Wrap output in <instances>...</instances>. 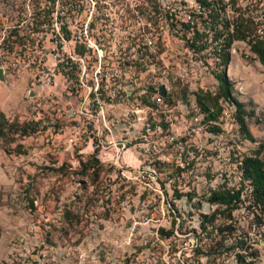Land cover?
<instances>
[{"label": "rangeland", "instance_id": "obj_1", "mask_svg": "<svg viewBox=\"0 0 264 264\" xmlns=\"http://www.w3.org/2000/svg\"><path fill=\"white\" fill-rule=\"evenodd\" d=\"M205 1L264 38V0ZM68 2L57 29L55 0H0V264H264V208L238 169L264 152V70L246 42L225 74L252 141L219 96L213 43H185L199 0ZM214 98L211 119L197 103L212 113Z\"/></svg>", "mask_w": 264, "mask_h": 264}, {"label": "trees", "instance_id": "obj_2", "mask_svg": "<svg viewBox=\"0 0 264 264\" xmlns=\"http://www.w3.org/2000/svg\"><path fill=\"white\" fill-rule=\"evenodd\" d=\"M199 4L202 5L203 9L207 11V18L204 22L203 29L197 30L195 28L194 22H181V26L187 31H190L191 34L188 37H185V43L194 52L202 51L210 43L212 45V50L215 57L218 59L216 65H219L220 68L212 71V75L217 81V89L219 96L225 100L230 101L234 107V119L238 125L239 132L247 140L252 141V137L246 129L244 123V110L242 103L238 102L231 96L232 85L228 80L225 74V66L229 60V51L228 48L231 42L235 39L243 40L248 45L249 50L257 57L259 63L261 64L264 70V38H258L256 35L252 34L255 30L254 26L251 24L250 20L243 18L238 15L235 18L234 22H231V28L229 29L228 23L226 20L222 21L217 9L210 6V2L205 0H199ZM208 19V20H207ZM192 21V20H188ZM219 25V26H218ZM211 32L209 40L207 39V33ZM225 34L223 35V33ZM67 35L65 34V37ZM184 37V35H182ZM198 106L200 110L205 114H208L209 117L214 118L215 115L220 111V106L214 98L212 107L213 112L207 113L208 105L198 101ZM211 106V105H210ZM2 118V114L0 113ZM30 122L22 124H14V131H19L20 133H28L33 131V128L29 127ZM2 124L0 123V135L4 132L2 131ZM213 130H218L216 126L213 127ZM263 143H259L258 146L247 155L241 157L238 162V169L242 180L247 181L250 185V196H253L255 201L264 208V152H262ZM240 196V188L235 191H226L225 193L211 192V197L215 199L218 203L228 205L232 200L236 201ZM240 257L241 264L246 263L242 258L243 256L237 255Z\"/></svg>", "mask_w": 264, "mask_h": 264}, {"label": "built area", "instance_id": "obj_3", "mask_svg": "<svg viewBox=\"0 0 264 264\" xmlns=\"http://www.w3.org/2000/svg\"><path fill=\"white\" fill-rule=\"evenodd\" d=\"M90 1V0H89ZM65 2H66V0L64 1V0H55V8H56V12H55V17H54V19H55V24H56V28L58 29L59 27H63V25L64 24H62L63 22L60 20L61 18H60V16H57L56 15V13H57V10H59L60 8H62L63 6H64V4H65ZM69 5L71 6V7H74V4H73V0H69ZM155 103L156 104H158V103H161V98H160V96H156L155 97ZM145 145H147V144H145ZM144 148V151H148L149 152V150H151L152 148H154V145H151V147L150 146H143ZM149 147H150V149H149ZM153 173V172H152ZM152 177V176H151ZM246 183V187H247V189H248V191L250 192V190H251V187H250V185L247 183V181L245 182Z\"/></svg>", "mask_w": 264, "mask_h": 264}]
</instances>
